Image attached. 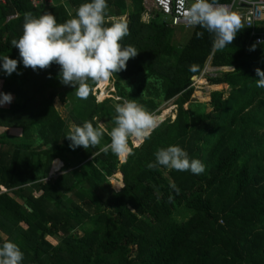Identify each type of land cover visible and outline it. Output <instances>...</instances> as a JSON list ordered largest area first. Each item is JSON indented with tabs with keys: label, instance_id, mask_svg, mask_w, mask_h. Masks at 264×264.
<instances>
[{
	"label": "trees",
	"instance_id": "1",
	"mask_svg": "<svg viewBox=\"0 0 264 264\" xmlns=\"http://www.w3.org/2000/svg\"><path fill=\"white\" fill-rule=\"evenodd\" d=\"M68 1L76 6L72 14L60 0L0 3V58L18 61L11 75L0 61V93L14 95L0 108V126L6 127L0 133V246L15 243L21 264H264V88L256 86L255 71H264V42L253 43L242 23L233 42L218 49L206 29L173 25L142 0H132L117 21L129 30L121 46L138 54L110 77L120 97L115 102L134 100L156 114L172 99L176 113L148 138L133 137L141 142H128L131 152L120 160L100 151L111 142L116 112L111 99L96 100L98 83L89 80L88 97L78 98L73 86L61 83L58 64L26 68L11 43L23 34L25 13H50L64 23L90 2ZM108 1L107 16L125 13L124 0ZM207 62L214 71L228 69L206 75L205 84L221 87L205 92V102L193 101L194 78L207 73ZM123 82L129 83V99ZM55 98L69 105L72 125L90 121L96 127L108 119L99 145L69 147L70 127ZM168 146L200 160L204 171L149 169L155 152ZM58 158L62 172L48 177ZM121 173L123 186L116 190L109 178L121 179Z\"/></svg>",
	"mask_w": 264,
	"mask_h": 264
},
{
	"label": "clouds",
	"instance_id": "2",
	"mask_svg": "<svg viewBox=\"0 0 264 264\" xmlns=\"http://www.w3.org/2000/svg\"><path fill=\"white\" fill-rule=\"evenodd\" d=\"M106 0H90L81 4L75 16L64 23H57L54 15L45 13L34 17L30 12L24 15L23 34L14 39L12 46L19 50L23 66L37 69L49 68L53 63L60 66L59 78L64 85L75 88L78 98L86 99L90 92L88 81L103 82L113 74L126 69L127 61L137 56L133 46L122 47L120 41L129 34L125 22H112L110 26L107 17ZM186 20L189 26H200L214 34V46L218 49L231 44L242 28L238 13L231 11L226 4L218 0H193ZM203 33H197L202 37ZM255 45L252 46V50ZM2 68L11 75L16 71L18 61L4 56L0 58ZM195 71V66L190 67ZM256 86L264 88V71L255 69ZM10 93H0V105L12 102ZM116 116L114 127L109 136L111 142L104 145L100 151H111L118 157L130 154L128 146L130 138L139 140L150 136L151 131L158 126L157 117L147 111L134 100H125L115 105ZM104 135L103 126L94 127L90 121L82 126L71 125L65 138L71 141L69 147H96ZM155 162L149 163V169L163 166L169 170L191 171L201 174L203 163L198 159H189L188 153L179 146H168L155 152ZM179 193L175 184L170 185ZM171 199V197H170ZM23 253L19 247L10 241L0 246V264H21Z\"/></svg>",
	"mask_w": 264,
	"mask_h": 264
},
{
	"label": "rangeland",
	"instance_id": "3",
	"mask_svg": "<svg viewBox=\"0 0 264 264\" xmlns=\"http://www.w3.org/2000/svg\"><path fill=\"white\" fill-rule=\"evenodd\" d=\"M109 8H112V7L108 6L107 9H109ZM110 17H113V16H109L108 15L106 17L107 21L116 22L118 20V17H113V19H111ZM122 17H124V16H122ZM145 18H147V16H145ZM175 35L177 37L181 36V38H178V41H180L182 39V37H183L181 31H179V30L175 31ZM208 64H209V62L206 63V65H208ZM212 69H209V71H206L207 73H204V74L199 75L196 78H194V85L196 86V91L194 93L193 101L197 100V101H200V102H205V100H206L205 92L211 91V90H214V89H219L221 87V86H217V85L213 86V85H210V84H205L203 82V79H204V77L206 75H215L214 73H216L218 71L226 70V68H221V69H218V70H215V71L212 70ZM206 70H208V69H206ZM218 74H220V73H218ZM97 85H99V83ZM102 85L103 86L101 88L98 86V90L96 92V97H95L96 100L100 101V100H102L104 98H109V99L112 100V103L114 105L118 104V103L115 102L116 101L115 99H117V97H116L117 89L115 88V85L111 84V81H109V80H108V82H107V80L103 81ZM128 85H129L128 82H123L124 93L126 94L127 99H129L128 94L130 92V90L128 88ZM65 104L62 103L58 98H55V100H54L55 107L59 110V112L61 113L62 117H64V119L67 120L66 122L68 123V125L71 126L72 122H71V120H69V117H68L69 116V114H68L69 105L67 103H65ZM138 104H140V103H138ZM4 107L7 108L8 104H4L1 108H4ZM158 110H159V112L157 111L158 113H156V114L154 113V115L157 117L158 121H159L160 117H162V116H163L162 120H164V119H166L167 117H170V116H172L171 118H174V114L176 113L175 112V105L173 104V100L172 99L169 100V101H166V102H162L160 104V106L158 107ZM98 123H99V125L103 126L105 123H108V119H105V118L101 119ZM8 131H11V130H8ZM128 142H131L132 144H136V145L139 144V142L135 141L133 138H130ZM128 146H129V143H128ZM125 158H126V156L123 159H121V157H119L120 160H124ZM53 161L51 163V166H50V169H49V175H48V177H52V178H54L56 175H58L59 173L62 172V169H61L62 168V166H61L62 162H61V160L56 159V160H53ZM57 163H58V166L55 167V165ZM109 180H110L111 186L114 189H116V190H117V188H120L121 185H122V181H121L120 177L118 176V178H116L114 174L109 178ZM2 190L4 191L5 189H2ZM33 193H34L35 196H38L41 193V190H34ZM180 212H181V210H180ZM180 212L177 213V217L178 218L181 217L182 213H180Z\"/></svg>",
	"mask_w": 264,
	"mask_h": 264
},
{
	"label": "built area",
	"instance_id": "4",
	"mask_svg": "<svg viewBox=\"0 0 264 264\" xmlns=\"http://www.w3.org/2000/svg\"><path fill=\"white\" fill-rule=\"evenodd\" d=\"M33 6L48 5L53 0H29ZM152 8L170 18L173 25L189 26L186 14L193 0H151ZM5 3V0H0ZM226 4L231 11L239 14L243 25L250 29L249 39L260 44L264 42V30H259L264 21V0H231ZM259 28V29H257Z\"/></svg>",
	"mask_w": 264,
	"mask_h": 264
},
{
	"label": "crops",
	"instance_id": "5",
	"mask_svg": "<svg viewBox=\"0 0 264 264\" xmlns=\"http://www.w3.org/2000/svg\"><path fill=\"white\" fill-rule=\"evenodd\" d=\"M61 1V3H63L64 4V6L67 8V10H68V12H69V14H72L74 11H75V9H76V6H72L70 3H69V1L68 0H60ZM107 3V5L109 6V7H112L111 6V4H110V1H108V2H106ZM131 3H132V0H124V4H125V8H126V10H125V13H123L122 15H120V16H113V17H118V19H124L125 17H126V15H127V12H128V8L129 7H131ZM142 3L147 7V8H149V7H151L152 6V2H151V0H142ZM109 16H111V15H109ZM122 16H124V17H122ZM113 17H110L111 19H113ZM260 28H262L263 30H264V24H261L260 25ZM213 67L212 66H210V64H208V65H206L205 66V71H208L209 69H212ZM206 69H208V70H206ZM217 69H221V68H217ZM227 69V68H226ZM213 70V69H212ZM204 71V72H205ZM109 81H111V84H113V82H112V80H110V78L108 79ZM108 80H107V82H108ZM98 86L99 85H97V90H98ZM11 94V93H10ZM12 95V97H13V99H12V101L14 100V95L13 94H11ZM120 97H117V100L119 99ZM103 100V99H102ZM101 101V100H100ZM10 104V103H9ZM8 104V105H9ZM3 105H0V108L2 107ZM5 108V107H4ZM70 127V126H69ZM6 130V127H4V126H0V133L1 132H4ZM13 133L14 134H20L21 133V129H14L13 130ZM132 140V139H131ZM134 145H136V144H134ZM130 148V147H129ZM127 156V155H126ZM59 159V158H58ZM62 162V161H61ZM62 164H63V162L61 163V166H62Z\"/></svg>",
	"mask_w": 264,
	"mask_h": 264
},
{
	"label": "water",
	"instance_id": "6",
	"mask_svg": "<svg viewBox=\"0 0 264 264\" xmlns=\"http://www.w3.org/2000/svg\"><path fill=\"white\" fill-rule=\"evenodd\" d=\"M162 117H163V116H162ZM162 117H160L158 123L162 120ZM141 141H142V140H141ZM141 141H140V142H141ZM140 142H139V143H140ZM121 181H122V173H121ZM121 186H123V181H122V185H121ZM117 189H119V188H117Z\"/></svg>",
	"mask_w": 264,
	"mask_h": 264
},
{
	"label": "bare ground",
	"instance_id": "7",
	"mask_svg": "<svg viewBox=\"0 0 264 264\" xmlns=\"http://www.w3.org/2000/svg\"><path fill=\"white\" fill-rule=\"evenodd\" d=\"M120 177V174H117Z\"/></svg>",
	"mask_w": 264,
	"mask_h": 264
}]
</instances>
